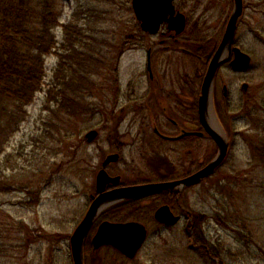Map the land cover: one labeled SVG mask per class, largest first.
<instances>
[{"label":"rangeland","instance_id":"374dc122","mask_svg":"<svg viewBox=\"0 0 264 264\" xmlns=\"http://www.w3.org/2000/svg\"><path fill=\"white\" fill-rule=\"evenodd\" d=\"M200 1L202 4L203 0ZM244 4L236 43L253 58V63L252 69L244 74L232 75L230 71L221 74L219 91L226 82L232 92V103L241 97L242 84L249 86V95L253 88L257 90L253 101L260 96L264 98V46L261 45L264 44V0H244ZM130 5L129 0H64L59 28L55 29L56 33L51 32L59 43L56 55L48 60L42 58L45 86L40 87L41 93L33 94L29 107H23L16 135L6 140L8 135L0 133V264H38L37 255L43 248L67 246L59 237L52 239L57 230H61V236L70 235L72 223L84 216L85 189L90 183L84 179L89 172L84 150L96 160L85 136L96 132L93 142L103 145L106 133H100L102 121L114 118H104L100 112L103 99L116 88L127 87L144 70L145 52L131 49L122 55L120 51L122 37L137 29ZM190 6L195 8L196 4ZM214 8L220 11L224 4ZM55 9L59 12L57 5ZM219 15L215 13L210 19L207 16L200 20L202 32L204 23L212 33L216 32ZM191 18L192 23L199 16ZM65 28L70 31L66 32ZM201 35L198 33V40ZM35 51L30 53L36 55ZM32 70L31 65L29 70L24 68L17 74L29 81ZM122 104L119 101L118 108L112 112L115 117ZM87 105L91 107V115L84 117ZM17 107L16 102L9 100L1 103L0 130L11 128L8 122ZM236 126L241 134L247 133L246 138L254 148L259 149L264 143V137L254 139L255 131L248 130L244 122ZM235 142L232 173L225 175L226 180L220 183L223 197L220 208L222 212L230 210L227 226L232 231L238 228L254 238L249 251L232 231L219 228L211 219L205 228L208 250L199 255L191 251L195 246L184 233V223L164 230L144 222L150 229L151 241L139 254V264H205L211 243L224 246L226 256L232 255V259L227 258L231 264H264L257 257L258 250L264 249V171L250 157L242 139ZM78 147L84 150L74 149ZM195 203L188 202L187 208ZM213 204L207 203L199 212L213 216L216 212ZM196 207L197 204L193 209ZM241 224L245 229L240 228Z\"/></svg>","mask_w":264,"mask_h":264},{"label":"flooded vegetation","instance_id":"af4514ba","mask_svg":"<svg viewBox=\"0 0 264 264\" xmlns=\"http://www.w3.org/2000/svg\"><path fill=\"white\" fill-rule=\"evenodd\" d=\"M174 8L177 13H195L199 18L190 23L189 30L181 36H176L163 24L157 33L139 39L148 52L144 70L127 87L116 88L103 99L100 105L103 117H114L102 121L100 133H106L103 145L86 140L88 149L96 154L94 160L83 149L86 161L95 169L103 168L104 156L112 154L117 157L114 163L105 167V171L109 176L119 178V183L113 187L107 185L106 192L186 179L203 168L205 159L216 155L217 148L211 134H223L228 140V154L233 148V120L228 119V125H225V119L219 117L220 112L226 113L231 98L220 97L216 91L209 115L200 112L201 85L214 45L209 40L204 46L206 52L202 53V39L200 36L198 40V33L201 30L200 14L205 9L196 11L186 0H176ZM219 34L217 31L216 37ZM119 101L123 104L115 117L112 112L118 108ZM87 186L85 198L91 203L98 194L95 193V183ZM197 189L198 186L178 189L135 201L103 205L85 237L83 264H139L138 256L144 246L135 256L128 258L112 246L96 247L92 243L101 224L154 219L159 207L166 205L173 211V204L181 207V198L187 200ZM81 220L72 224V233ZM72 233L61 236L63 233L58 231L56 237L67 246L43 248L36 262L73 264L69 246Z\"/></svg>","mask_w":264,"mask_h":264},{"label":"trees","instance_id":"16d2710c","mask_svg":"<svg viewBox=\"0 0 264 264\" xmlns=\"http://www.w3.org/2000/svg\"><path fill=\"white\" fill-rule=\"evenodd\" d=\"M54 1L58 2V0H0V105L4 100L18 104L8 122V125L12 126L7 138L17 132L22 121L21 115L24 114L23 107L30 104L33 94L40 90L44 77L42 58L51 54L54 41L50 31L58 23ZM36 27L39 28L37 31L30 32ZM33 50H36V55L30 53ZM31 65L33 70L29 81L17 74L24 68L29 70ZM258 104L259 108L254 106L246 115L254 125H261L264 131V99ZM250 121L248 122L251 123ZM2 131L3 129L0 133ZM257 160L264 168V157L260 156ZM206 221L207 219L202 220L195 214L193 221L187 223V232L192 233L194 241L203 246L199 251L209 244L203 233V224H206ZM213 222L219 228L232 231L230 226H227L229 223H225L220 217H214ZM240 228L245 229V226L241 224ZM232 232L235 239L244 244V247L249 248L253 243L252 237L244 235L240 229ZM259 251L264 259V251L261 249Z\"/></svg>","mask_w":264,"mask_h":264},{"label":"water","instance_id":"95a60500","mask_svg":"<svg viewBox=\"0 0 264 264\" xmlns=\"http://www.w3.org/2000/svg\"><path fill=\"white\" fill-rule=\"evenodd\" d=\"M234 1V10L230 20L228 22V26L224 32V36L222 39V42L216 51L214 53V57L212 59V63L209 64V69L206 75L205 84L204 86V95L207 91H209V88L211 85V82L213 81L214 74L216 73L217 69L222 63H225L226 60L223 59V53L226 51L229 52L231 50L232 42L235 36L236 31V24L237 20L241 15L242 10V1L240 0H233ZM172 0H133V8L134 12L140 21L142 23V29L146 32H155L157 31L159 24L164 20L167 14H170L171 16L174 14V9L172 6ZM178 19H175L170 22V24H173L178 20L179 28L177 32L181 31L185 26V19L182 15H177ZM173 28H176V25L173 26ZM240 51L237 49H234L232 53H234V59L233 62L229 63L233 70L235 71H243L249 66V58L242 53H239ZM217 143L219 144L220 148V155L216 160L210 164L206 169H203L202 172L198 173L194 177H191L190 179H187L186 181H183L182 183L185 185H191L196 182H198L201 178L207 177L208 174L212 172V170L221 163V161L224 158L226 146L224 143H221V140L218 141L216 139ZM177 183H171V184H163V185H153V186H147L136 189V191L133 192L132 195H148L153 194L157 192H161L163 190L172 189L174 188ZM126 197H130V195H126ZM164 211L168 213L169 211L165 208ZM159 221H161L163 224H172L176 221L173 217L171 218L169 215L160 214L158 217ZM88 224L82 223L79 228L77 229V232L72 238L73 242H76V254L80 256L81 251V244H82V238L81 235H85L87 232ZM145 232H143V229H141L139 226L130 224V225H105L101 229H99V232L95 238L96 241L101 244H108L111 243L115 247L122 248L124 250L130 251V255H133L135 251L139 248V245H141L143 239H144ZM75 257V264H78V261ZM80 264V262H79Z\"/></svg>","mask_w":264,"mask_h":264}]
</instances>
